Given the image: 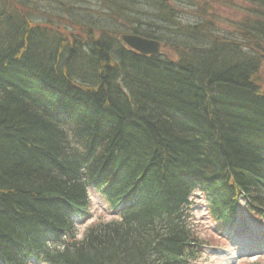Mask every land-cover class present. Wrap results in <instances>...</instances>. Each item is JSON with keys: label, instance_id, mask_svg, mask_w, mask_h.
I'll return each instance as SVG.
<instances>
[{"label": "trees", "instance_id": "16d2710c", "mask_svg": "<svg viewBox=\"0 0 264 264\" xmlns=\"http://www.w3.org/2000/svg\"><path fill=\"white\" fill-rule=\"evenodd\" d=\"M53 1L75 17L84 0ZM98 1L56 22L39 0H0V264H191L196 193L216 225L242 197L264 217V0H224L230 30L161 0ZM94 13L175 58L130 50ZM90 187L122 210L80 239Z\"/></svg>", "mask_w": 264, "mask_h": 264}, {"label": "rangeland", "instance_id": "374dc122", "mask_svg": "<svg viewBox=\"0 0 264 264\" xmlns=\"http://www.w3.org/2000/svg\"><path fill=\"white\" fill-rule=\"evenodd\" d=\"M41 4V11H44L46 13L49 12H55V13H63L65 11V7L59 6L57 7V3H55L53 0H39ZM173 3L176 5L177 3L181 2V6L185 7L184 5L188 3V0H172ZM196 5L200 7V12L198 14L197 7H193L195 9V12L190 9H184V11L179 9V13H182L183 16V22H198L199 20H207L211 19L213 24L212 26L218 27L220 29L224 30H230L231 25H233L237 20L240 19V13L235 9L234 5L225 4L224 0H195ZM173 3H169L171 6H174ZM61 8V9H60ZM84 8L91 9L92 11H99V10H106L105 6L100 5L98 0H84L81 3H76L74 5V8L71 10L73 13H75V17H80L83 14ZM215 8V10H212ZM60 9V10H59ZM203 10V11H202ZM204 12V13H202ZM181 16V17H182ZM53 17V16H52ZM40 20L46 19L44 15H39ZM85 20V19H83ZM94 21L97 26H100L101 28L108 30H114L117 32V35H114L116 38L121 40V36L124 34L122 31L124 29L123 25L120 23H112L110 20L105 21L101 20L100 16L96 13L93 14L91 21ZM62 24V23H61ZM64 25V24H63ZM169 35V34H168ZM167 35V37H168ZM113 36V37H114ZM161 53L164 55L170 57L171 59L175 58L173 52H171L168 49H162ZM260 71V79L262 83V89H264V63L261 67ZM91 200H90V209H89V215L85 217H81L76 221V225L79 227V236L80 239L83 237L85 231L87 228H91V226H94L101 222H111L113 219L118 220V217L120 215V212H117L114 214L106 205V203L103 202L101 196H99L97 193L91 190ZM202 196H200L199 193H196V196H194V200L192 203L195 205L193 207V218L196 221V224L198 227H196L200 238V241H203V243L212 244L213 247H207L205 249H201V254L196 262V264H264V254L260 257H252V259L248 258H242L235 260L234 263L233 260H230L231 254H238L236 245H234L233 241H236L237 246L241 248V243L244 245V242L250 241L255 242L254 234L262 232V228H259V224L256 222V227L254 229H250L247 225L249 222L246 223V225L243 223L240 228H235L239 223L242 224L240 220L237 221V224L235 223L233 226H230V231L227 233H224L220 228L217 229L215 226H212L209 223V220H207L206 212L207 209H205V202L203 199H201ZM242 213V211H241ZM240 213V214H241ZM242 217L241 215L238 216V218ZM264 228V227H263ZM234 233V234H233ZM264 236V232L261 234V237ZM216 248V249H215ZM236 249V250H235ZM225 252H224V251ZM256 258V259H255Z\"/></svg>", "mask_w": 264, "mask_h": 264}, {"label": "water", "instance_id": "95a60500", "mask_svg": "<svg viewBox=\"0 0 264 264\" xmlns=\"http://www.w3.org/2000/svg\"><path fill=\"white\" fill-rule=\"evenodd\" d=\"M169 1V0H164ZM122 42L127 45L131 50L139 52L140 54L147 56H157L160 53L161 43L159 41H153L150 39L142 38L139 35L125 34L122 36Z\"/></svg>", "mask_w": 264, "mask_h": 264}, {"label": "bare ground", "instance_id": "6f19581e", "mask_svg": "<svg viewBox=\"0 0 264 264\" xmlns=\"http://www.w3.org/2000/svg\"><path fill=\"white\" fill-rule=\"evenodd\" d=\"M164 4H166V3H173V1L171 0V1H169V2H167V1H164V0H161ZM176 8H181V10L183 11V8H182V6H181V2L180 3H177L176 4V6H175ZM212 10H215V8H213ZM43 14H45L44 16L46 17V19L47 18H50V17H52V16H54V12H49V13H43ZM46 19H44V20H46ZM71 19H74V20H76V18L72 15V14H70V13H67V12H63L60 16H59V18H57L56 19V22L57 21H60V20H63V21H70ZM204 21H207V23H211L212 22V20L211 19H207V20H204ZM157 41H159V40H157ZM160 43H161V47H160V50H162L163 49V44H162V42L161 41H159ZM117 61H119V59L117 58V57H115L114 58V62L116 63ZM63 67V69H65V67L66 66H62ZM60 68H61V66H56V67H54V69L52 68V70L54 71V72H52V74L54 73V75H53V78H54V80L55 81H57V79H60L61 77H63V76H65V74H60ZM51 74V75H52ZM68 74V77H70V79H72L73 78V80H74V78L75 77H73L74 75H76V73H70V71H69V73H67ZM61 76V77H60ZM50 90H52V89H50ZM49 103V102H48ZM55 105L56 104H54L53 103V107H55ZM45 106V105H44ZM50 108V107H49ZM51 109V108H50ZM54 112H56V113H58V114H61V113H63L64 112V109L62 108V107H60V108H57L56 110H54ZM55 118H57V117H55ZM68 134H69V130H67V129H65V130H63V133H62V136L64 137V138H66L67 136H68Z\"/></svg>", "mask_w": 264, "mask_h": 264}]
</instances>
